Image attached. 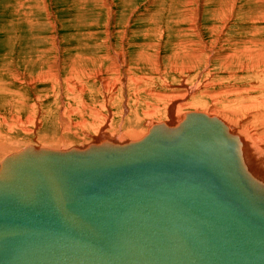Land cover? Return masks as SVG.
Instances as JSON below:
<instances>
[{
    "label": "rangeland",
    "instance_id": "374dc122",
    "mask_svg": "<svg viewBox=\"0 0 264 264\" xmlns=\"http://www.w3.org/2000/svg\"><path fill=\"white\" fill-rule=\"evenodd\" d=\"M129 71L147 91L167 94L152 100L156 116L137 108L138 124L112 115L133 97ZM181 81L199 98L210 91L202 103L222 115L234 109L264 138V0H0V143L14 151L144 130L170 119L169 96ZM90 110L110 116L99 125L104 116Z\"/></svg>",
    "mask_w": 264,
    "mask_h": 264
},
{
    "label": "water",
    "instance_id": "95a60500",
    "mask_svg": "<svg viewBox=\"0 0 264 264\" xmlns=\"http://www.w3.org/2000/svg\"><path fill=\"white\" fill-rule=\"evenodd\" d=\"M195 126L156 135L154 155L12 154L0 264H264V181L244 176L220 128Z\"/></svg>",
    "mask_w": 264,
    "mask_h": 264
},
{
    "label": "bare ground",
    "instance_id": "6f19581e",
    "mask_svg": "<svg viewBox=\"0 0 264 264\" xmlns=\"http://www.w3.org/2000/svg\"><path fill=\"white\" fill-rule=\"evenodd\" d=\"M183 45H184V43H183ZM185 45H186V43H185ZM190 55L192 56V58H198L199 56H201L200 54H194V53L192 54V52ZM117 67H118V69L115 70V73H118L117 75L120 76L121 75V72L119 70L120 67L119 66H117ZM130 71H132V70H130ZM130 71H129V74L128 73L126 74V75H128V77L126 78L127 79V87L126 88L129 91H131V94L133 95V97L130 95L131 101L127 105V109H128V107H130L129 108L130 113L132 114L134 111V116H132V115L130 116V113L125 115V109H126L125 104H124L125 107H124V105H123V107L120 106L121 109L119 110V112H118V110L116 113L112 112V115L113 116H115L116 114L121 115V118L124 121L125 120L131 121L133 119L132 117H134L135 119H134V121H132V123L138 124L141 117L136 112L137 108L139 106L145 105V109L143 110L144 116H151V117L156 116V114L160 110L158 109L157 106H155L156 103L154 104L152 102V100L154 98H160V97L167 96V94L166 93L162 94L158 90H154V89H149L147 91V89L144 88V86H142L143 80L141 79V77H138V76L134 77L135 75L133 76L132 74L130 75ZM109 77L106 78V80L103 82L104 85L107 87L109 86V84L112 83V80ZM116 78L117 79H115L113 81V83L114 82L117 83L119 80L122 79V77H120V79H119L117 76H116ZM165 80H167V79H165ZM179 85L180 86L178 88L174 89V92L169 96V98H170L169 100L174 99L173 103L171 102L172 104L169 102L171 104V106H169V109H168L170 119L163 120V121H153L148 125V127L146 129L140 130V131H138L135 128H128V129L124 130V133L120 137V139H117L113 135L106 136V135H103V133H102V135H100V137L98 136V138L93 143H91V144L88 143L89 145L86 144V146L84 145L85 147L84 146L82 147L79 145H78L79 146L78 147L75 145L74 147L72 146L71 148L69 147L66 149V147L63 148L64 147L63 145L61 146L62 148H60V147L59 148H53V147H48V146H37V145H35V146L34 145L33 146L27 145V146H24L22 148H19L16 151H14V149L17 148L15 145L8 147L6 144L0 143V155H1V153H2V156L4 155V157L0 161V171L3 169V164H4L5 160L8 159L12 154L17 153L21 150L41 151L44 149H50V150H58L60 152H64L66 150H68V151L71 150L72 152H75L76 154H79V155H87V154L90 155L91 153L95 152V151H93L94 149H98L100 147L98 150H102V151L107 150L109 152H119V153H122V152L126 153L128 151L129 152H136V151L142 149L141 152L144 151L146 153H149V155H154L152 153L153 149H159V146L157 143H151V141H153V139L156 137V135L163 134L165 136H168V135L174 136L175 134L183 133V131L188 130L189 128H190L191 132L195 134L196 133L195 130H197V128H199V127L195 126V123L198 121L199 122L204 121V122H209L212 125H216L218 128H220L222 135L228 140L230 145L233 146V148L235 149L236 157L240 158V160H241L240 170L242 171L244 176L246 178H248L249 180L254 181V182H257L256 181L257 178L264 181V164L262 163L264 161V159H260L258 161V164L256 161L259 157L264 156V143H261L262 140L264 141V138L261 135L262 132L261 133L257 132L254 129H253V131L250 130L252 127V124L249 122H245L244 119L241 120L239 115H236V113H235L236 111L234 109H229V111H230L229 113H231V114H228V113L225 114L222 112L223 113V115H222L218 111V109L220 110V108L217 109V107H214V106L213 107L211 106L210 108L207 107L206 103H202L204 100L202 97L204 95L203 93L210 94V91L209 92H206V91L200 92V94H202V95L199 98L195 95L197 93L196 91H198V90L195 89L194 87H188L187 86L188 84L186 82L184 83L182 81L179 83ZM199 86H200V84H199ZM115 89H116V87L112 86L110 89V93H111V91L114 92ZM165 98H167V97H165ZM120 100H122V99H120ZM189 100H191V102H188ZM178 101H179V104L177 103L178 105H176L177 106L176 107L177 111H176L174 103H176ZM126 102H127V100H126ZM131 104H132V107H134V110H132V108L130 106ZM166 105H168V104H166ZM194 105L196 106L197 109H193L191 111H188V112L186 111L183 113L180 112V109H184L186 107H191ZM204 105H206V107ZM223 106L225 107L226 104H223ZM178 107H180V108L177 109ZM198 107H201L202 110L199 111ZM221 109H224V108H221ZM91 114L94 115V119H97L98 117L104 116L101 112L99 113V110H95ZM109 116H110V114H107L104 116V118L102 120H101V118L97 119V122H99V125L102 122H104L105 120H107ZM221 117H224L225 119H223ZM109 119H111V118H109ZM124 121L122 122V125L125 124ZM242 121H244L245 123ZM154 122H157V123H154ZM108 129H109V127L107 128V130ZM122 129H124V128H122ZM149 141H150V143H148ZM190 143H191V141H189L188 145H190ZM192 144L198 145L197 143H192ZM144 148H145V150H144ZM211 149L214 152L220 151L223 149V145H221L220 143H217L216 146H214ZM259 183H260L259 185L261 186L260 188H262V187L264 188V182H259ZM260 188H258V189H260ZM257 194L260 195L259 192ZM262 196H264V195H262Z\"/></svg>",
    "mask_w": 264,
    "mask_h": 264
}]
</instances>
